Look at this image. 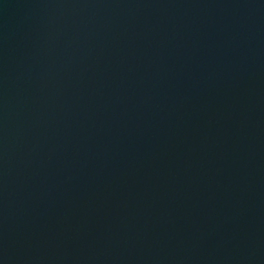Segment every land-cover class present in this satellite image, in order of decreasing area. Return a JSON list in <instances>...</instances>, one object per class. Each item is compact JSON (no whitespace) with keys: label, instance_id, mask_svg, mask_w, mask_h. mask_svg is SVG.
<instances>
[{"label":"water","instance_id":"1","mask_svg":"<svg viewBox=\"0 0 264 264\" xmlns=\"http://www.w3.org/2000/svg\"><path fill=\"white\" fill-rule=\"evenodd\" d=\"M0 264H264V0H0Z\"/></svg>","mask_w":264,"mask_h":264}]
</instances>
